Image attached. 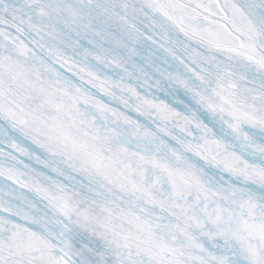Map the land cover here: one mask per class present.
I'll list each match as a JSON object with an SVG mask.
<instances>
[{"label": "snow or ice", "instance_id": "obj_1", "mask_svg": "<svg viewBox=\"0 0 264 264\" xmlns=\"http://www.w3.org/2000/svg\"><path fill=\"white\" fill-rule=\"evenodd\" d=\"M0 264H264V0H0Z\"/></svg>", "mask_w": 264, "mask_h": 264}]
</instances>
